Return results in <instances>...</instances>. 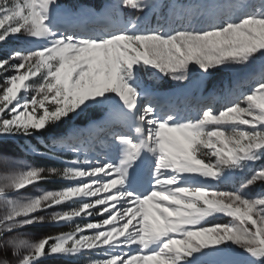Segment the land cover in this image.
<instances>
[{"label": "snow or ice", "instance_id": "6c2138e0", "mask_svg": "<svg viewBox=\"0 0 264 264\" xmlns=\"http://www.w3.org/2000/svg\"><path fill=\"white\" fill-rule=\"evenodd\" d=\"M214 71L232 80L205 95ZM145 75L183 88L161 92ZM46 133L44 151L24 149L63 167L0 175V252L15 264H201L222 245L232 264H264V0H108L100 11L0 0V139ZM57 178L72 183L20 196ZM219 216L230 220L209 219ZM76 218L71 231L15 235Z\"/></svg>", "mask_w": 264, "mask_h": 264}, {"label": "trees", "instance_id": "16d2710c", "mask_svg": "<svg viewBox=\"0 0 264 264\" xmlns=\"http://www.w3.org/2000/svg\"><path fill=\"white\" fill-rule=\"evenodd\" d=\"M167 1L169 0H159L158 4L161 8L165 4H167ZM197 0H182L184 6L186 5H194ZM108 2V0H64L65 4L68 5H86L93 7L95 9H100L104 3ZM126 18L134 19L137 13L134 10L131 9H125L122 13ZM155 18H151V23H155ZM227 72H220V71H214L210 77H208L206 86L208 89H211L215 91L216 93L220 88H222L227 79L226 78ZM145 82L149 84L152 87H155L159 89L160 91L167 92L171 89H174L176 87L183 88L182 83H178L176 81L171 80L170 78H166L164 80L159 81L158 83L154 80H148L147 75L144 77ZM51 143V137L47 135V133L44 136H36L32 140H25L23 138L19 139H9L4 140L0 139V145H6L7 153L8 151H12V153L18 155L20 159H22L25 163L31 166H37V167H44V168H50V167H56L61 168L63 165L54 159H49L47 157H40L35 156L31 152L26 151L24 149L25 144H30L32 147L36 148L37 151H44L43 145ZM69 184L68 181H63L54 179L50 182H44L41 183V189L44 190H54L58 188H62L64 186H67ZM66 205L63 204L61 206H58V210H65ZM213 223H216L215 220H212ZM76 223H81L79 221H76ZM67 226L66 224H49V225H35V226H29L26 229L31 230L27 235H21V233H16L15 235H18L22 239H30V240H36L37 237H42L47 234H55L59 233L61 231L67 232L66 229L63 227ZM62 227V230H57V228ZM55 231V232H54ZM31 236V237H30ZM10 251L5 255L3 252H0V261H3L4 259H7L11 262V264H15V258L10 257ZM87 261L85 260V257H64V256H52L43 261V264H86Z\"/></svg>", "mask_w": 264, "mask_h": 264}, {"label": "rangeland", "instance_id": "374dc122", "mask_svg": "<svg viewBox=\"0 0 264 264\" xmlns=\"http://www.w3.org/2000/svg\"><path fill=\"white\" fill-rule=\"evenodd\" d=\"M181 1L182 0H180V2ZM153 2L158 4L159 0H153ZM169 2H170V0L167 1V4ZM209 2H211V0H197L194 5H186V7H195V6L199 5V4L209 3ZM232 2L236 3V2H238V0H232ZM155 23H152V25L155 26ZM226 79H227V81H226L227 83L231 82L232 77H231L230 73H228L226 75V78L224 80H226ZM178 83H181V82H178ZM179 90H181V89H173L172 91L167 92V93H176V94L179 95V93H180ZM203 92H204L205 95H207L209 93L216 94L211 89H208V87L206 85L203 88ZM180 100H183V97H180ZM180 100H178L177 102L179 103ZM183 106L187 107L190 111H193L194 108H195V101L194 100L185 101ZM8 152L9 153H7L6 145H0V175L13 174V173L21 170L19 165H21V164L28 165L22 159H20L18 157V155L12 153V151H8ZM70 183H72V182H69V184ZM42 190H44V189H41L40 184L38 186H36V187L28 186L26 188V190L21 191L20 196L23 197V196L35 195V194H37L38 191H42ZM261 190H262L261 186H259V185L254 186L253 189H252V194L258 193ZM12 198H20V197H12ZM65 205H66L65 210L68 209V208L76 206V205L72 204L71 202H67V203H65ZM3 212H4V207H3L2 204H0V214H3ZM88 219L91 220L93 218H88ZM95 219H100V217L97 216V217H95ZM212 220H217V223H225V222H228L230 220V218L226 217V216H219V217H216V218H212ZM76 221H79L81 223L84 222L80 218H76L74 222H64V223H61V224H66L67 223V226H65L63 228L66 229L67 231H71L75 227ZM49 224H54V223H46V224H42V225H49ZM57 230H62V227L57 228ZM30 231L31 230L25 228V229H22L20 231V233H21L22 236L23 235L25 236ZM38 238H40V237H37L36 239H38ZM220 247L224 248L225 251L222 252V253H216V254H214L212 256L201 257V264H232V261L235 259V256L232 253V246H230V245H222ZM10 257L11 258L13 257L12 253H10ZM79 257H85V260L87 261L86 264H91L92 260L100 258V257H98V256H96L94 254H84V255H80Z\"/></svg>", "mask_w": 264, "mask_h": 264}]
</instances>
